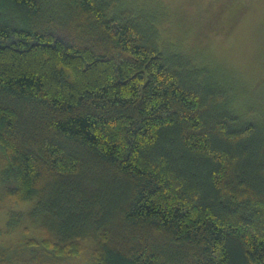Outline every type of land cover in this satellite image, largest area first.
Returning a JSON list of instances; mask_svg holds the SVG:
<instances>
[{
	"label": "trees",
	"instance_id": "1",
	"mask_svg": "<svg viewBox=\"0 0 264 264\" xmlns=\"http://www.w3.org/2000/svg\"><path fill=\"white\" fill-rule=\"evenodd\" d=\"M154 18L0 0V264H264V120Z\"/></svg>",
	"mask_w": 264,
	"mask_h": 264
},
{
	"label": "rangeland",
	"instance_id": "2",
	"mask_svg": "<svg viewBox=\"0 0 264 264\" xmlns=\"http://www.w3.org/2000/svg\"><path fill=\"white\" fill-rule=\"evenodd\" d=\"M132 2L153 11L161 47L184 51L204 65V82L224 80L233 107L263 126L264 0Z\"/></svg>",
	"mask_w": 264,
	"mask_h": 264
}]
</instances>
